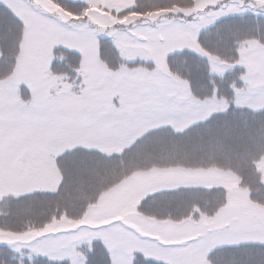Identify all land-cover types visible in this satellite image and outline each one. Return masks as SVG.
<instances>
[{"label":"rangeland","instance_id":"374dc122","mask_svg":"<svg viewBox=\"0 0 264 264\" xmlns=\"http://www.w3.org/2000/svg\"><path fill=\"white\" fill-rule=\"evenodd\" d=\"M74 1L94 5L86 17L78 18L51 0H0L26 24L16 72L0 82V197L55 190L62 181L57 161L78 148L105 152L101 162L111 168L144 169L118 185L111 182L117 186L104 193L82 221L53 220L27 234L18 232L20 225L0 226L1 250L30 260L85 264L79 249L102 241L114 264H133L137 255L166 264H209L208 256L217 248L264 244V207L251 200L238 178L217 169L184 168L182 151L171 144V136L164 131L160 139L156 133L163 127L187 130L230 106L217 93L198 97L166 65L168 55L183 50L207 59L208 72L220 78L244 69L243 86L235 88L232 103L264 109V43L245 45L232 62L211 55L198 41L225 17L264 16V0H198L185 10L189 18L155 15L147 21L121 15L139 0ZM57 48L81 57V95H73L53 74ZM211 136L199 134L190 141L204 144L199 151L206 153ZM135 144L134 163L129 164L127 156L112 157ZM149 144L151 150L146 149ZM67 166L72 178L75 167ZM214 185L230 190L228 204L216 217L158 222L147 209V197L159 191ZM148 207L161 210L153 202ZM176 213L185 214L181 209Z\"/></svg>","mask_w":264,"mask_h":264},{"label":"trees","instance_id":"16d2710c","mask_svg":"<svg viewBox=\"0 0 264 264\" xmlns=\"http://www.w3.org/2000/svg\"><path fill=\"white\" fill-rule=\"evenodd\" d=\"M60 5L64 11L75 17H86L92 8L90 4L72 0H51ZM198 0H139L133 7L123 11L122 16H139L140 20L154 14H165L168 17L189 18L185 10L192 9ZM152 4V8L149 5ZM25 26L19 18L5 5L0 4V81L8 79L15 71L21 46L24 39ZM201 48L213 56L227 61L237 60L242 49L251 42L264 43V16L245 14L228 16L219 21L199 36ZM56 58L52 62V70L60 82L68 84L73 94L80 95L84 84L79 75L81 57L72 51L55 50ZM63 53L64 58L59 59ZM104 57V51L100 52ZM172 72L186 80L193 92L202 98L219 95L230 102L229 108L222 113L198 123L187 130L175 131L171 128L158 130L157 137L163 139L164 131L171 136L170 142L185 162L184 168L196 167L208 169L216 166L233 173L241 187L247 188L251 200L264 207V109L252 111L236 107L232 102L235 88L243 86L244 69L230 72L227 77L210 76L205 58L190 50L175 52L167 57L166 65ZM213 135L207 146V152L199 151L204 144L192 143L190 138L196 135ZM135 144L121 153L115 154L123 158L127 156L129 164L137 157ZM153 147L147 145V150ZM167 150V149H166ZM133 153V154H131ZM106 155L95 150L78 148L67 155H62L58 167L62 173V181L55 191L38 190L30 194H9L0 199V226H19V231L35 232L50 225L53 220L83 219L89 208L96 205L100 195L119 183L125 176L137 170L136 167L111 168L101 162ZM132 159H128V157ZM111 157V158H112ZM68 159V160H67ZM72 159V160H71ZM71 160V162H70ZM74 172L69 177V167ZM114 165V162H110ZM172 165V163L170 164ZM78 174H80L78 178ZM112 184L111 182H115ZM228 189L214 186L211 189L201 187H180L173 190L157 192L147 197V209L152 217L163 218V221L182 222L189 218L200 219L201 210L217 214L228 201ZM145 199V200H146ZM144 200V201H145ZM160 205L155 211L148 204ZM143 206V202L139 210ZM178 209L183 215L176 213ZM173 212L174 218L165 215ZM160 218V219H161ZM85 264H112V257L105 245L94 242L90 247L81 249ZM210 264H264V244L247 243L237 246L220 247L209 255ZM0 264H71L70 261H54L43 257L32 260L21 258L14 251L5 252L0 248ZM133 264H165L136 256Z\"/></svg>","mask_w":264,"mask_h":264},{"label":"bare ground","instance_id":"6f19581e","mask_svg":"<svg viewBox=\"0 0 264 264\" xmlns=\"http://www.w3.org/2000/svg\"><path fill=\"white\" fill-rule=\"evenodd\" d=\"M231 16H233V15H231ZM18 17V16H17ZM21 22H22V24L23 25H26L25 24V22L22 20V19H19ZM99 57H101V55H99ZM207 60V59H206ZM236 61H238V60H233L232 62H236ZM207 69H209V67H207ZM239 69H241V68H239ZM235 71V70H234ZM234 71H232V73L234 72ZM210 74V76H212V77H216V78H220V77H217V75H213L211 72L209 73ZM224 77V76H223ZM84 90H85V86H84ZM70 91V90H69ZM71 92V91H70ZM72 93V92H71ZM73 94V93H72ZM73 95H75V94H73ZM81 95V94H80ZM212 117V116H211ZM210 117V118H211ZM209 119V118H208ZM85 149H87V150H93L92 148H85ZM127 149H129V148H127ZM137 149V147H134V148H132L131 149V152H133V151H135ZM131 154H133V153H131ZM57 164H59V162L57 161ZM190 169H192V170H197V168L196 167H191ZM211 169H216L215 167H212ZM229 173V172H228ZM195 187H201V188H204L203 186H195ZM201 212V214H200V216L201 217H204V216H207V217H216L217 216V214H210L209 213V211H205V210H201L200 211ZM165 215L166 216H168L170 219L171 218H174L175 217V214L173 213V212H166L165 213ZM161 218V217H160ZM158 218V222H163V218ZM100 242H102V241H100ZM103 243V242H102ZM104 245H105V243H103ZM105 248L109 251V249H108V247L105 245ZM80 249H82V248H80ZM109 253H110V251H109ZM110 255H111V253H110ZM112 257V256H111ZM112 264H114L113 263V260H112Z\"/></svg>","mask_w":264,"mask_h":264}]
</instances>
